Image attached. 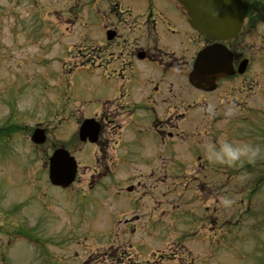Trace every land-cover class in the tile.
<instances>
[{
    "label": "flooded vegetation",
    "instance_id": "af4514ba",
    "mask_svg": "<svg viewBox=\"0 0 264 264\" xmlns=\"http://www.w3.org/2000/svg\"><path fill=\"white\" fill-rule=\"evenodd\" d=\"M142 2L110 0L104 8L101 17H107L106 25L114 34L105 44L107 54L96 51L94 56L98 62L92 71L98 76V84L93 93L106 95L94 115L100 121H114L109 127L116 145L123 141L122 127L142 120L146 132L137 141L150 155L144 165L208 168L210 162L205 160L211 151L222 148L226 121L232 117L228 114L240 107L243 75L224 78L215 90L201 93L202 113H191L199 103L194 99L197 88L188 82V73L197 50L210 41L188 25L185 14L177 12L170 0ZM257 12V8L250 12L243 33L230 43L239 52L237 57L248 47L243 43L244 34L256 32ZM108 138L99 140L98 147L103 151L109 147ZM138 149L136 146L126 153L133 150L141 159L144 151ZM2 245L0 242V264H20V254L10 251L6 258ZM42 258L43 251L36 249L35 259L29 264H39Z\"/></svg>",
    "mask_w": 264,
    "mask_h": 264
},
{
    "label": "rangeland",
    "instance_id": "374dc122",
    "mask_svg": "<svg viewBox=\"0 0 264 264\" xmlns=\"http://www.w3.org/2000/svg\"><path fill=\"white\" fill-rule=\"evenodd\" d=\"M75 2L76 0H0V124L12 122L20 127L24 126L13 133L3 145L6 146L4 149H12V152L6 154L4 149L0 148V167L5 168L0 172V198L12 196L11 188H5V186L10 187L11 183H19L22 175L23 180L35 179L38 185H42L38 189L45 191L48 181V160L45 161L44 153L45 156L47 153L50 154L52 147L58 144L66 143L73 148L79 146V141L74 145L70 143V140L75 139L77 135V121L74 118L67 119L62 123L60 121L66 117L60 113L63 98L61 100L57 98V95H60V85L54 83L57 82L58 72H61L62 67L63 70H66V67L61 63L62 60L57 58L60 51L64 49L65 55L71 56L78 48L84 35L80 23L75 21L76 18L79 20L81 18L79 10L76 9V5L80 9L79 3L75 4ZM84 30L85 33L93 31L90 26H84ZM95 31H99V28L94 29V34ZM22 44L30 49L25 51ZM70 49H72L71 53L68 54L67 50ZM69 60L66 58L65 61H68L69 64ZM49 74L56 78L53 80L51 78V86L44 88V79ZM77 82H80L78 76ZM38 123L48 127L50 132V142L43 146H36L30 140L31 129ZM63 139H66L65 143L61 141ZM92 148L94 149L95 146L92 145ZM87 150L90 151L91 148L87 147ZM81 154H83L82 157L90 161L92 154L85 150H82ZM140 170V167L125 166L121 177H102L100 184L93 187L90 193L80 196L81 200L77 203V208L76 203L73 204L69 200L64 202L67 198L75 197L76 193L73 189H76L77 186L72 190H65L47 185L48 201L50 202L49 210L46 209L49 212L47 227L50 234H57V241L53 243L52 250H60L61 254H64L65 251L62 247L79 250L86 239L95 241L91 245L98 247L101 234L105 236L106 233L101 232L99 228L104 213L99 209L97 200L110 196L111 188L124 185L128 180L126 175L136 179ZM144 176H147L146 173ZM251 176L252 174L244 172L242 185L247 184ZM185 178L187 179V177ZM138 181L139 179H136L131 183V186L139 190L141 187L138 186ZM168 190L169 187H164L163 193ZM261 190L264 194V187H261ZM22 196L26 201L24 212H32V209L38 207L34 202L37 199L33 195L23 192ZM262 197L264 196L260 195V198H256V203L263 208ZM4 201L5 199H2V202ZM124 205V202H120L121 207L114 210L111 206L106 211L111 214L114 211L121 212V214L127 213L133 217L135 214H139L143 221L150 219L142 207L126 210ZM123 209L126 211L123 212ZM146 209L150 210L151 207L147 206ZM127 214H123L122 217L126 218ZM81 216L88 219L87 224L84 221L83 225ZM105 216H107L106 222L112 220V217L106 213ZM68 218H72V220L65 221ZM160 227L159 225L158 228ZM110 229L114 230V228ZM203 229L207 228L203 225ZM169 230L164 225L165 237L156 232L149 234L136 231L130 239L132 248L149 256L154 249L165 245L166 240L172 238L169 235ZM260 230H264V228ZM81 234L84 236L79 241ZM113 238L117 239L119 235L113 233ZM253 241H255V237L249 231L245 248H250ZM234 250L232 249V251ZM103 251V249H99L102 257ZM68 254L66 253V256L70 258L72 253L70 256ZM231 254L234 259H238L234 252ZM74 257L77 255L75 254ZM51 261H59V257H53ZM61 262L67 263L62 259ZM231 263L235 264L233 261ZM237 264L242 263L238 262Z\"/></svg>",
    "mask_w": 264,
    "mask_h": 264
},
{
    "label": "water",
    "instance_id": "95a60500",
    "mask_svg": "<svg viewBox=\"0 0 264 264\" xmlns=\"http://www.w3.org/2000/svg\"><path fill=\"white\" fill-rule=\"evenodd\" d=\"M241 2H242V5L244 6L245 4L249 2V0H241ZM203 18L204 16H202L201 13L200 14L195 13V20L199 21V24H201L200 27L206 30L207 32H208V28L211 27V29H213L212 34L214 35L220 36L225 32L226 29H227L226 36L232 35L234 33L233 31L235 30V28H237V26H234L231 24H221L218 22L213 23V21H210L211 24L206 21L203 22ZM206 19L209 20L210 18H206ZM39 140H42V139H39ZM57 172H61V170L58 169Z\"/></svg>",
    "mask_w": 264,
    "mask_h": 264
}]
</instances>
